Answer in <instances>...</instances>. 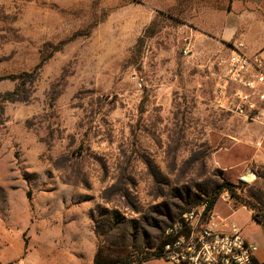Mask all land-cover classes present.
<instances>
[{"label":"rangeland","instance_id":"374dc122","mask_svg":"<svg viewBox=\"0 0 264 264\" xmlns=\"http://www.w3.org/2000/svg\"><path fill=\"white\" fill-rule=\"evenodd\" d=\"M215 7L226 0H0L1 261L37 246L39 213L65 226L56 214L73 204L97 250L144 264L173 219L225 180L237 196L219 206L255 205L264 220V168L248 184L212 161L210 137L236 112L213 95L227 48L214 51L195 19Z\"/></svg>","mask_w":264,"mask_h":264},{"label":"crops","instance_id":"0c3cea01","mask_svg":"<svg viewBox=\"0 0 264 264\" xmlns=\"http://www.w3.org/2000/svg\"><path fill=\"white\" fill-rule=\"evenodd\" d=\"M242 5L240 0H226L224 9L209 8L199 12L200 17L195 19L204 21L200 27L206 34H201L216 43L214 51L224 52L227 48L228 56L235 47L243 46L245 54H259L264 58V9L253 11L252 6L248 9ZM262 114L260 122H248L245 117L234 112L230 115L232 126L221 131L222 136L210 137L214 150L212 161L225 173L238 172L241 177L248 170L255 172V168H264V142L260 145L264 138V112ZM232 152H248L249 155L240 163L232 165L228 162V154ZM219 203L220 200L214 211L220 218L238 225L242 235L258 247L257 262L264 264V223L258 222L253 210L245 205L225 202L219 206ZM53 216L46 212L39 213L37 231L33 234L37 246L32 251L26 252L19 247L16 257L3 258L0 264H94L98 240L87 210L84 212L83 208L73 204L65 207L64 213L56 214L59 223L64 219L65 226L54 225ZM144 264L172 263L161 258Z\"/></svg>","mask_w":264,"mask_h":264},{"label":"built area","instance_id":"2783aa9c","mask_svg":"<svg viewBox=\"0 0 264 264\" xmlns=\"http://www.w3.org/2000/svg\"><path fill=\"white\" fill-rule=\"evenodd\" d=\"M188 50L184 54H188ZM214 100L220 108L230 105L236 113L248 116L264 102V58L249 56L243 46L235 47L221 61ZM132 81L142 88L144 79L136 75ZM230 96L236 98L233 105ZM225 225L227 228H225ZM170 239L162 251V259L172 264H259L258 247L249 242L238 225L220 218L207 204L184 212L167 227Z\"/></svg>","mask_w":264,"mask_h":264},{"label":"trees","instance_id":"16d2710c","mask_svg":"<svg viewBox=\"0 0 264 264\" xmlns=\"http://www.w3.org/2000/svg\"><path fill=\"white\" fill-rule=\"evenodd\" d=\"M236 189L237 188H236V186L234 184H232L229 181L225 180L221 185H219L218 187L213 189L208 196L205 195V197H207V200H206L207 211L214 210L216 204L220 200L221 195L225 191L229 192L231 194V196L236 197L237 196L236 195ZM197 206L198 205H196L193 208H196ZM247 207H249L251 210H255V205L247 204ZM193 208H191V209H193ZM186 211L187 210H185V211L181 212L180 214H178L177 217L173 219V221H176L178 218H180V216ZM253 216L258 222L264 223V220L261 219L257 214H254ZM169 241H170V239L167 238L164 235V233H163L162 238L160 239V241L158 243V248L152 254L153 258H145L143 260V263L148 262L149 260H152V259H161L162 258V251L164 249V246ZM94 264H135V260H133V258H131L130 256H126V257H110V256H107V255H104L102 253L101 248H100V249L97 250Z\"/></svg>","mask_w":264,"mask_h":264},{"label":"water","instance_id":"95a60500","mask_svg":"<svg viewBox=\"0 0 264 264\" xmlns=\"http://www.w3.org/2000/svg\"><path fill=\"white\" fill-rule=\"evenodd\" d=\"M256 179V174L254 171H246L243 175H241L240 180L246 183H251Z\"/></svg>","mask_w":264,"mask_h":264}]
</instances>
